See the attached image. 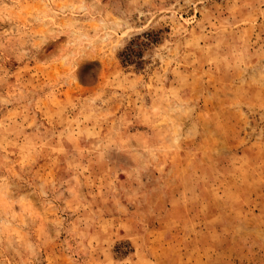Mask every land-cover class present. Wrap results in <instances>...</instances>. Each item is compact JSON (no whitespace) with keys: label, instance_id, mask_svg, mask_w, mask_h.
<instances>
[{"label":"rangeland","instance_id":"rangeland-1","mask_svg":"<svg viewBox=\"0 0 264 264\" xmlns=\"http://www.w3.org/2000/svg\"><path fill=\"white\" fill-rule=\"evenodd\" d=\"M0 264H264V0H0Z\"/></svg>","mask_w":264,"mask_h":264}]
</instances>
